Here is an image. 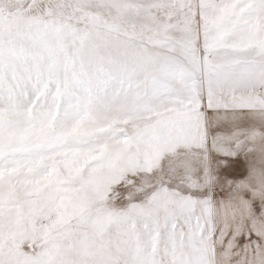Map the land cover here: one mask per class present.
Listing matches in <instances>:
<instances>
[{"label": "snow or ice", "instance_id": "1", "mask_svg": "<svg viewBox=\"0 0 264 264\" xmlns=\"http://www.w3.org/2000/svg\"><path fill=\"white\" fill-rule=\"evenodd\" d=\"M0 264H264V0H0Z\"/></svg>", "mask_w": 264, "mask_h": 264}]
</instances>
